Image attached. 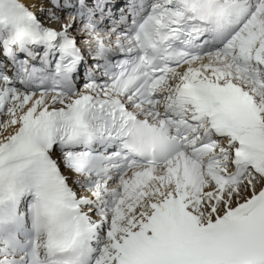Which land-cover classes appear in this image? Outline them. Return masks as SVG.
Returning <instances> with one entry per match:
<instances>
[{
	"label": "snow or ice",
	"instance_id": "snow-or-ice-1",
	"mask_svg": "<svg viewBox=\"0 0 264 264\" xmlns=\"http://www.w3.org/2000/svg\"><path fill=\"white\" fill-rule=\"evenodd\" d=\"M0 264H264V0H0Z\"/></svg>",
	"mask_w": 264,
	"mask_h": 264
}]
</instances>
